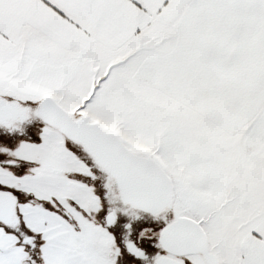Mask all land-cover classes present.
<instances>
[{
	"label": "snow or ice",
	"instance_id": "6c2138e0",
	"mask_svg": "<svg viewBox=\"0 0 264 264\" xmlns=\"http://www.w3.org/2000/svg\"><path fill=\"white\" fill-rule=\"evenodd\" d=\"M0 264H264V0H0Z\"/></svg>",
	"mask_w": 264,
	"mask_h": 264
}]
</instances>
